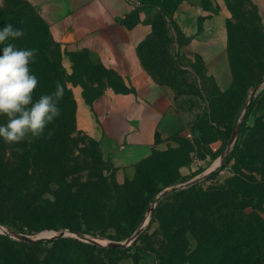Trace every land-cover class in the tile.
I'll return each instance as SVG.
<instances>
[{
    "label": "rangeland",
    "instance_id": "obj_1",
    "mask_svg": "<svg viewBox=\"0 0 264 264\" xmlns=\"http://www.w3.org/2000/svg\"><path fill=\"white\" fill-rule=\"evenodd\" d=\"M152 1V3H156L158 0ZM230 2L237 6L251 22L256 23L264 31V6L261 8L254 0H250V2L230 0ZM225 3L230 10L227 0H225ZM230 13L229 19H232L231 10ZM35 15L44 20L53 42V45L48 49L49 58L56 60L60 58L66 75H70L76 66L78 74L80 73L84 80L87 79L97 92L108 85L120 86L117 74L105 68L101 61L93 57L89 51H78L69 47L73 37L68 34H64L61 37L55 36L53 23L47 18L45 7L41 3H35L33 0H2L0 2V29L3 28L2 22L6 20H14V24H16V21L19 23L23 22L20 20L21 17L29 22L26 28L31 29V19ZM229 19L227 28L228 45L230 39ZM18 29H20L19 25ZM179 31V28L174 24L169 26V40L165 39L164 44L162 41L163 53L161 54V60L164 65L168 62L169 66L170 60L175 65V67L169 68L165 65L167 69H165L164 73L171 75L174 83L179 87L178 104L182 110L183 121L186 125L185 131L175 137L176 145L163 151H156L145 162L137 165L133 177L119 180L113 165H110L108 160L103 157L100 145L98 146L92 142L90 139L92 137L79 130L77 122L76 132L69 135L67 139L65 137L63 142L56 144L55 141L51 140L52 143L44 144L45 149L42 154L40 153V155H43L41 157H38L39 152L35 148L39 143L35 138L26 139L19 144H8L0 139L1 162L6 164H8V161L11 164L26 162L27 166L31 165L29 176L35 173H38V175L42 173L44 177H48L51 180V182H48L42 178L39 184L31 180L28 181L26 180L25 171L21 167H17L18 164L14 167L16 171L7 169L6 164L5 171L0 167V179L15 176L18 180L17 184L0 183V226L1 228L3 227V229L0 228V234H6L14 239L18 238V240L24 235L37 237L46 231H53L52 234L54 235L58 230L47 228L46 226L52 222L59 226L62 221H68L77 229V231H73L76 233L75 235L68 237L78 238L89 243H94L92 241L97 240L98 243L96 244L108 247L111 242L128 241L133 236H129L132 228L121 217L105 219L102 222H92V233H86L84 231L86 229L84 219L57 217L50 220V217L40 218L33 216L34 213L29 211V209L34 207L40 211H48L58 201V189L62 184L68 192H75L81 190L88 180L97 176L108 179L109 182L116 185H122L130 180L138 183L144 190L141 196L134 197L139 198V202L135 206V211L131 213V217L134 219L133 214L137 217L139 216V219L141 217V220L135 225V230L137 231L149 219L150 222L145 226L141 233V240L138 243L142 249L132 248L130 251L125 250L121 253L123 257L119 264H161L157 248L155 249V247H159V249L164 247L165 237L157 229L158 221L151 223V219L159 203H156V200L163 195L162 193L171 192L175 187L187 188L193 185L212 190L219 185H224L227 179L234 177L237 167L240 169V173L244 175L261 178V175L251 171L253 169H251L252 165H236L235 162L237 160L235 159L226 166L222 165L226 155L233 149L237 140H240L244 145L249 142L254 144V141L259 139V135L264 129V80L258 83V78L251 72L250 75L241 76V78L237 79L238 88L233 91L235 75L230 58H228L229 68L218 67L217 64L220 62L217 60V54L213 53L214 67L212 69L206 67L205 61L200 57H197V61L193 63L186 60L178 46V43H183L186 38L176 33ZM150 37L154 38L156 43L161 40L157 34ZM237 44L238 48H245L252 52L261 50V54L254 58L255 63H251L250 66L257 69L255 71L257 75H261L260 77L264 76V38L257 37L258 48L250 47L248 43H241L240 41ZM29 45L31 44L29 43ZM141 53L143 55V52ZM227 54L229 57V51ZM144 55L145 65L149 69L158 65L156 56L153 58L147 54ZM260 64H263L262 68L259 67ZM74 85L76 84L67 81V88L73 93L77 112V101L73 91ZM255 89L256 94L251 104L252 107L249 108L245 116L250 130L244 135L239 131L234 144L230 145L229 140L227 141L219 131L229 132L234 127L232 131V136H234L243 118L246 104ZM58 107L60 106L58 105ZM6 122L7 118L0 115V125ZM70 126L72 127L73 125L71 124ZM45 139L42 137V141ZM17 148L20 151H17ZM45 155L49 157L48 161L51 160L48 163L50 165L49 170L42 161ZM262 172L264 176V166L262 167ZM57 175L64 177L61 184L59 180H55L56 178L58 179ZM102 191L106 198H109L110 191ZM11 192L22 197L21 205L7 198ZM72 198L74 197L65 198L66 201L61 204L72 206L73 203L66 204ZM88 205L90 204L88 203ZM153 206L155 208L152 211L151 208ZM20 227H24L26 233L21 232L19 230ZM59 228L63 230L61 227ZM94 233L96 235H93ZM113 237H120L121 239L118 241L112 240ZM178 237L183 238L185 241L184 248L187 250V255H189L188 260H185L183 264H206L200 258L201 242L198 240L196 232L187 231L182 233L179 231ZM222 237L223 239H229L231 233L223 232ZM215 238L218 239L219 236L217 235ZM132 244L133 242L128 246ZM161 252H164V250L162 249ZM194 255L195 257H193ZM230 264H233V262Z\"/></svg>",
    "mask_w": 264,
    "mask_h": 264
},
{
    "label": "trees",
    "instance_id": "obj_2",
    "mask_svg": "<svg viewBox=\"0 0 264 264\" xmlns=\"http://www.w3.org/2000/svg\"><path fill=\"white\" fill-rule=\"evenodd\" d=\"M227 1L233 16L232 19H229L230 39L228 51L235 75L233 91H236L238 88L237 79L241 76L250 75L251 72L258 78V83L264 80V76L257 75L255 73L257 69L250 66L251 63H255L254 58L261 54V50L252 52L237 47V43L240 41L241 43H248L250 47L258 48L257 37L264 38V31L256 23L251 22L230 0ZM238 1L250 2V0ZM180 2L181 0H158L156 3L149 5L159 11L158 18L155 20V29L161 40L156 43L154 38L150 37L140 45L144 60V54L153 58L156 56L158 59L156 62L158 65L150 67L151 72L153 71L152 73L162 82L173 85L179 95L178 85L174 83L171 75L164 73L168 62H166V66L163 64L161 54L163 53L162 41L164 44L165 39L169 40V26L174 24L172 21L173 13ZM24 19L21 17L20 20L23 22L16 21V24H14V20H6L2 22V27L10 23L15 26L14 28H18L19 25V28L23 29L24 35L22 37L9 41L17 49H38V54L29 64L31 73L39 81L33 94L34 102L41 95L53 93L58 81L64 87V99L62 98L58 104L61 107H59L60 115L47 125L41 137L35 138L39 142L35 148L39 152L38 157H41L43 155H40V153L42 154L45 149L44 144L52 143L51 140L55 141L56 144H60L65 137L67 139L69 135L77 130L76 102L73 93L67 88V81L82 85L86 95L89 92L97 95L100 90L97 92L87 79L84 80L82 75L78 74L76 66L70 75H66L60 58L58 60L49 58L48 49L53 45V42L48 27L42 18L37 15L33 16L31 29L26 28L29 22ZM178 34L181 36L180 31ZM3 47L4 45H0V55H2ZM263 64H260L259 67L262 68ZM169 67H175L172 60L169 61ZM88 99L91 101L90 97ZM233 128L229 132H219L228 141L232 137ZM248 130H250V127L247 125V119L245 118L240 133L244 135ZM50 131L52 136L49 139L48 133ZM42 137L46 139L42 141ZM90 139L99 146L98 141ZM250 143L244 145L240 140H237L233 149L226 155L222 166H226L235 159L237 160L236 165H252L251 169H253L251 171L261 175L260 179L240 173V169L237 167L234 177L227 179L224 185H219L212 190L193 185L187 188L175 187L171 192H165V196L159 201L151 219V223L158 221L157 229L165 237L164 247H161V249L155 247L161 264H183L185 260H188L189 255H187V250L184 248L185 241L183 238L178 237L179 231L182 233L187 231L196 232V236L201 242L200 258L206 264H230L231 262L233 264H261L264 262V215H262L264 213V176L262 172L264 166V129H262L259 139L255 140L254 144ZM48 159L49 157L45 155L42 161L49 170L50 165L48 163L51 160L48 161ZM247 159L248 161H246ZM7 163L1 162L0 159V167L4 171L6 170L5 164L7 169L14 171H16L14 167L18 164L17 167H21L25 171L26 180L39 184L40 179L43 178V180L51 182L42 173L29 176L31 165L27 166L26 162L11 164L8 161ZM110 165L112 164L110 163ZM57 176L58 179L55 180H59L61 184L64 177ZM0 183L17 184L18 180L15 176L11 178L4 177L0 179ZM102 190L110 191L109 198H106ZM143 192L142 187L134 181L129 180L122 185H116L109 182L108 179L97 176L88 180L81 190L75 192H68L62 184L58 189V201L53 207L49 208L48 211H40L38 208L33 207L29 211L34 213L33 216L50 217V220L57 217L84 219L86 224L84 231L86 233H92V222H102L105 219L121 217L132 228L129 234V236H132L136 231L135 225L141 220V217L139 219V216L137 217L134 214V219L131 217V213L135 211V206L139 202V198L134 197L141 196ZM69 196L74 198L66 204L73 203V205H62L61 203L66 201L65 198ZM7 198L21 205L22 197L20 195L11 192ZM50 220L48 219V221ZM46 227L55 228L58 231L60 230L59 227L77 231L68 221H62L59 226L52 222ZM19 230L26 233L24 227H20ZM223 232H230L231 237L223 239ZM217 235L219 236L218 239L215 238ZM120 239V237L112 238V240L117 241ZM140 240L141 234L134 240L132 245L121 249L100 246L74 237H59L48 241L28 242L11 238L6 234H0V264H119L123 257L122 252L125 250L130 251L132 248H141L138 245ZM162 249L164 252H161Z\"/></svg>",
    "mask_w": 264,
    "mask_h": 264
},
{
    "label": "crops",
    "instance_id": "obj_3",
    "mask_svg": "<svg viewBox=\"0 0 264 264\" xmlns=\"http://www.w3.org/2000/svg\"><path fill=\"white\" fill-rule=\"evenodd\" d=\"M33 1L44 5L55 36L70 35V48L89 51L118 76L119 87L108 85L97 95L73 86L77 127L99 142L117 178L133 177L137 165L156 151L174 147L175 137L186 129L178 91L151 72L139 50L141 42L157 34L159 11L149 6L153 1ZM254 1L264 6L263 0ZM230 16L225 0H181L172 21L186 38L178 43L185 59L193 63L200 57L212 69L216 53L217 66L229 68Z\"/></svg>",
    "mask_w": 264,
    "mask_h": 264
},
{
    "label": "clouds",
    "instance_id": "obj_4",
    "mask_svg": "<svg viewBox=\"0 0 264 264\" xmlns=\"http://www.w3.org/2000/svg\"><path fill=\"white\" fill-rule=\"evenodd\" d=\"M23 35V29L14 28L10 23L0 29V45H4L0 55V115L7 118V122L0 125V139L8 144L41 137L47 125L60 115L58 104L64 94V87L58 81L53 93L41 95L34 102L33 94L39 81L31 73L29 64L38 49H17L9 42ZM51 136L50 131L48 138Z\"/></svg>",
    "mask_w": 264,
    "mask_h": 264
},
{
    "label": "water",
    "instance_id": "obj_5",
    "mask_svg": "<svg viewBox=\"0 0 264 264\" xmlns=\"http://www.w3.org/2000/svg\"><path fill=\"white\" fill-rule=\"evenodd\" d=\"M255 94H256V89L252 92L251 96H250V99L248 101V103L246 104V108L243 112V118L241 119L240 123H239V126L237 127L236 131H235V134L234 136L231 137V139L229 140V144L232 145L234 144L235 140H236V135L237 133H239L240 131V128L242 126V123H243V120L246 116V113L247 111L249 110V108L251 107V104L253 103V100L255 98ZM163 195L165 194L162 193ZM163 195L161 197H159L157 200H156V203H158L160 201V199L163 197ZM155 208V206H153L151 208V210L153 211ZM150 222V219L145 222L134 234L131 238H129L128 241H118V242H111L110 243V247H118V248H126L128 247V245L132 242H134V240L143 232L144 228L146 225H148ZM53 231H46L42 234H40L39 236L37 237H32V236H29V235H24L22 236L21 239L19 240H24V241H28V242H38V241H48V240H51V239H56V238H59V237H68V236H73L75 235L76 233L69 230V229H63V230H60L58 232H55V234L53 235L52 234ZM18 239V238H16ZM92 242L94 243H98L97 240H93Z\"/></svg>",
    "mask_w": 264,
    "mask_h": 264
},
{
    "label": "bare ground",
    "instance_id": "obj_6",
    "mask_svg": "<svg viewBox=\"0 0 264 264\" xmlns=\"http://www.w3.org/2000/svg\"><path fill=\"white\" fill-rule=\"evenodd\" d=\"M0 228H1V226H0ZM1 229H3V227Z\"/></svg>",
    "mask_w": 264,
    "mask_h": 264
}]
</instances>
